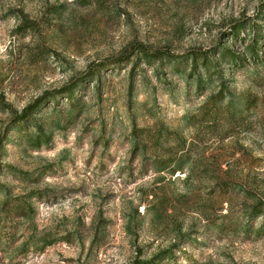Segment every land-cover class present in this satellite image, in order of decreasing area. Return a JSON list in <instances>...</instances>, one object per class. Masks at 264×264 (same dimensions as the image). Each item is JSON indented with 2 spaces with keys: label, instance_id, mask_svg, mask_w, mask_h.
Returning <instances> with one entry per match:
<instances>
[{
  "label": "rangeland",
  "instance_id": "rangeland-1",
  "mask_svg": "<svg viewBox=\"0 0 264 264\" xmlns=\"http://www.w3.org/2000/svg\"><path fill=\"white\" fill-rule=\"evenodd\" d=\"M144 261L264 264V0H0V264Z\"/></svg>",
  "mask_w": 264,
  "mask_h": 264
},
{
  "label": "trees",
  "instance_id": "trees-1",
  "mask_svg": "<svg viewBox=\"0 0 264 264\" xmlns=\"http://www.w3.org/2000/svg\"><path fill=\"white\" fill-rule=\"evenodd\" d=\"M34 106V104L33 105H31V106H29L28 108H26L25 110H24V112H23V114H22V116H20V119H25L26 117H27V115L30 113V110H31V108ZM42 141H45L43 138H40V137H38L37 138V140H36V146H38L39 144H40V142H42ZM261 213V209L257 212V214H260ZM141 263H144V264H147V263H149V262H141ZM151 263V262H150Z\"/></svg>",
  "mask_w": 264,
  "mask_h": 264
}]
</instances>
